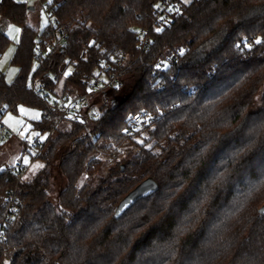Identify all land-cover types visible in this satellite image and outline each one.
Instances as JSON below:
<instances>
[{
	"label": "trees",
	"instance_id": "16d2710c",
	"mask_svg": "<svg viewBox=\"0 0 264 264\" xmlns=\"http://www.w3.org/2000/svg\"><path fill=\"white\" fill-rule=\"evenodd\" d=\"M161 1L52 0L55 22L41 31L27 2L0 0L21 27L18 75H0V115L40 109L32 127L50 132L33 177L17 182L15 165L0 166V220L7 195L18 197L0 264H264V93L253 109L264 85V43H255L264 0H181L142 53L138 29ZM10 40L0 27V54ZM105 64L103 81L115 74L116 85L59 119ZM138 113L150 120L135 128ZM148 177L158 191L115 218Z\"/></svg>",
	"mask_w": 264,
	"mask_h": 264
},
{
	"label": "rangeland",
	"instance_id": "374dc122",
	"mask_svg": "<svg viewBox=\"0 0 264 264\" xmlns=\"http://www.w3.org/2000/svg\"><path fill=\"white\" fill-rule=\"evenodd\" d=\"M27 2L29 7H34L29 11V22L34 26L38 27L41 31L50 23H54L55 19L52 15L47 12L46 6L49 0H19ZM52 1V0H51ZM183 1V0H182ZM192 0H190L191 2ZM189 2V3H190ZM11 26V28L9 27ZM0 27L4 29L9 37L10 44L8 48L0 54V75L4 74L5 79L8 82L14 81L19 72V67L11 63L15 48L21 37V27L17 24L9 22L0 13ZM15 28H19L20 32L17 33ZM221 34L209 43V47L216 46L222 39ZM141 54V53H140ZM72 66H70V69ZM72 70V69H71ZM104 79V76H102ZM264 93V85L261 88L259 95L255 100L253 109L257 110L261 107L262 96ZM100 94H95L90 97V100L95 98H100ZM42 115L40 109L30 108L27 106H22L18 113L7 110L0 118V125H5L13 135L3 144L0 145V166L1 168H6L8 166L16 165L17 163H23L28 167L25 177H33L44 165L42 159L37 158L35 153L31 150L30 145L34 142L45 141L50 132L41 133L38 129L32 127V120L39 118ZM73 114H68L66 119H68ZM65 121V119H64ZM63 121V122H64ZM121 147H116L112 152L113 157L117 158L120 156ZM42 166V167H38ZM62 178H60V181ZM54 196H58V191L54 192ZM5 213V211H4ZM17 215V214H16ZM4 216V214H3ZM3 218V217H2ZM1 218V219H2ZM9 227V226H8Z\"/></svg>",
	"mask_w": 264,
	"mask_h": 264
},
{
	"label": "built area",
	"instance_id": "2783aa9c",
	"mask_svg": "<svg viewBox=\"0 0 264 264\" xmlns=\"http://www.w3.org/2000/svg\"><path fill=\"white\" fill-rule=\"evenodd\" d=\"M181 6V0H163L158 3L154 20L150 27H139L138 29V37H139V45L142 53L146 52L151 44V30L160 29V31L165 27V23L172 16V14L178 10ZM169 8H172L173 11H168ZM65 36V35H64ZM141 53V54H142ZM140 54V56H141ZM172 60V55H168L166 59L160 60L153 65L154 70L157 73H160L165 67L167 62ZM131 64V63H129ZM108 64H105L102 68H100L96 72V76L92 77L87 84V90L83 94L70 97L65 103L61 105V112L59 115V119L63 118L65 115L73 113L77 108L81 106H85L90 102V97L108 87L115 86L117 83V75L111 74L110 77H107L105 81H103L102 76L105 74ZM50 97V96H48ZM3 110L6 108V104L2 106ZM1 118V115H0ZM150 119H145L142 113L136 114L132 118L133 126L136 127H144L149 123ZM13 133L9 130L5 125H0V145L5 143ZM31 150L38 155L42 148V142H34L30 145ZM17 172V182L21 181L24 178V175L28 169L26 165L23 163H17L15 165ZM18 209V197L17 194L11 192L7 195L5 201V213L3 218L0 220V244L3 243L7 239L8 226L11 223L12 219L16 217Z\"/></svg>",
	"mask_w": 264,
	"mask_h": 264
},
{
	"label": "water",
	"instance_id": "95a60500",
	"mask_svg": "<svg viewBox=\"0 0 264 264\" xmlns=\"http://www.w3.org/2000/svg\"><path fill=\"white\" fill-rule=\"evenodd\" d=\"M124 167V165H123ZM159 189V183L152 177H148L141 181L136 187L128 192L124 198L119 202L114 216L120 218L131 206H133L138 200L145 198ZM127 205V207H125ZM260 213L264 214V205L260 208Z\"/></svg>",
	"mask_w": 264,
	"mask_h": 264
},
{
	"label": "snow or ice",
	"instance_id": "6c2138e0",
	"mask_svg": "<svg viewBox=\"0 0 264 264\" xmlns=\"http://www.w3.org/2000/svg\"><path fill=\"white\" fill-rule=\"evenodd\" d=\"M17 2H19V0H17ZM49 2L51 3V0H49ZM183 2L184 3H189L190 2V0H183ZM168 11H173V9L172 8H169L168 9ZM10 28H11V26H9ZM15 31L17 32V33H19L20 32V29L19 28H15ZM156 31H160V29H156ZM255 43L256 44H261V43H264V40H262V39H257L256 41H255ZM244 47H246V48H251L252 47V45L251 44H246V45H244ZM65 75H68V73H65ZM140 143H143V141H140ZM38 167H42V166H38ZM25 179H27V177H25ZM224 179V173L223 172H219L213 179H212V181H211V183H213V184H215L216 183V181L217 180H223ZM204 199H207V193H205V197H204ZM125 207H127V205H125ZM238 210V205H237V207L233 210V212H231V213H229V216H231V215H234L235 214V211H237ZM196 212H199V207L197 206V207H195V209H194V215H195V213ZM192 221L188 218V217H185V221L183 222V223H185V225H187V224H190ZM183 229L181 228V229H179L178 231H182Z\"/></svg>",
	"mask_w": 264,
	"mask_h": 264
},
{
	"label": "crops",
	"instance_id": "0c3cea01",
	"mask_svg": "<svg viewBox=\"0 0 264 264\" xmlns=\"http://www.w3.org/2000/svg\"><path fill=\"white\" fill-rule=\"evenodd\" d=\"M30 9H34V7H30Z\"/></svg>",
	"mask_w": 264,
	"mask_h": 264
}]
</instances>
